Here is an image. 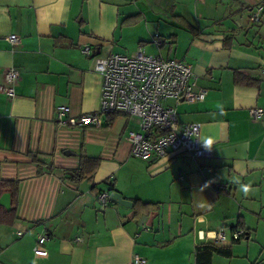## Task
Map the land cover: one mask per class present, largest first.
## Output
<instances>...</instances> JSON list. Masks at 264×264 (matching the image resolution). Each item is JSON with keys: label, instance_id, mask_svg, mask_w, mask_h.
<instances>
[{"label": "crops", "instance_id": "crops-1", "mask_svg": "<svg viewBox=\"0 0 264 264\" xmlns=\"http://www.w3.org/2000/svg\"><path fill=\"white\" fill-rule=\"evenodd\" d=\"M256 7L264 22V0H0V84L7 69L19 73L14 98L0 93V179L19 185L17 219L0 225V264H132L134 255L146 264H194L207 235L230 237L239 221L245 236L222 245L232 256L214 255L211 264H264V114L249 115L264 112V26L247 22ZM139 48L191 67L204 99L164 104L179 124L199 125L212 157L134 158L128 133L138 122L99 114L103 79L93 58ZM235 74L257 85L236 84ZM62 107L68 112L58 120ZM97 114L99 124L68 122ZM30 154L52 171L37 174ZM80 154L100 163L92 181L74 184L65 172ZM106 180L122 198L156 205L148 213L102 208ZM40 236L45 257L32 251Z\"/></svg>", "mask_w": 264, "mask_h": 264}, {"label": "built area", "instance_id": "built-area-1", "mask_svg": "<svg viewBox=\"0 0 264 264\" xmlns=\"http://www.w3.org/2000/svg\"><path fill=\"white\" fill-rule=\"evenodd\" d=\"M262 8L256 7L249 12L248 27L264 26ZM6 40L17 44L19 39L10 35ZM264 42V37H262ZM85 56H92L89 48H84ZM94 70L103 79L99 114L121 113L138 119V132H129L131 143L130 155L134 158L149 161L163 158L170 152H181L193 159L210 158L213 149L202 145L199 141L198 124H179L175 110L165 106V101L197 102L204 99V91L193 90V73L188 64L176 59H162L146 55L139 48L128 55L110 54L106 57L93 58ZM4 84H0V93L9 99L14 98V85L19 79V73L14 68L4 72ZM67 108L57 112L58 120L63 119ZM84 115L69 119L73 126L84 127L99 124L98 115ZM263 110L254 108L249 111L252 119L263 117ZM97 200L102 208L108 202V193L102 192ZM242 230L230 234V240L236 241L243 236ZM17 235L22 236V232ZM208 240L214 245L221 246L228 241L224 230L212 232ZM203 236L202 239H204ZM46 236L37 238L32 251L37 257H45L47 252L43 245ZM79 240V239H77ZM132 264H146V260L134 255Z\"/></svg>", "mask_w": 264, "mask_h": 264}, {"label": "trees", "instance_id": "trees-1", "mask_svg": "<svg viewBox=\"0 0 264 264\" xmlns=\"http://www.w3.org/2000/svg\"><path fill=\"white\" fill-rule=\"evenodd\" d=\"M234 82L236 84H243L246 86L257 85L256 81H253L249 78L243 77L240 74L234 75ZM114 115L107 116L109 119H113ZM30 158L32 163L36 164L37 174H41L42 172L50 173L52 171L51 165L45 164V160H40L39 155L30 154ZM100 160L98 158H91L86 156L85 154L79 155V162L77 168L73 170L66 171V179H68L71 183L79 184L81 182L87 181L90 182L93 179L94 173L96 172L99 166ZM101 186L106 189V191L102 192H112L115 191L114 185L112 182L106 180ZM18 182L12 180H3L0 179V197L7 193L10 196V210H6L5 208L0 206V225L12 226L16 221V208H17V199H18ZM92 190L97 189V185L93 184L91 187ZM100 194V193H99ZM98 194V195H99ZM134 208H142L146 213L155 206L156 204L143 203L140 200L133 201ZM243 231V236H245L246 229H244L241 221L238 222V225L232 229ZM239 240L232 241L238 242ZM214 255L222 256L225 258H230L232 256L231 247L226 246H217L212 242L208 241L206 243L199 244L194 249V264H211L212 257Z\"/></svg>", "mask_w": 264, "mask_h": 264}, {"label": "water", "instance_id": "water-1", "mask_svg": "<svg viewBox=\"0 0 264 264\" xmlns=\"http://www.w3.org/2000/svg\"><path fill=\"white\" fill-rule=\"evenodd\" d=\"M251 28V27H250ZM108 202L116 203L124 208L132 209L133 208V202L127 199L122 198L120 193L117 191H112L108 193ZM0 206L5 208L7 211L10 210V196L9 194L5 193L0 197ZM141 223L139 225H142V222L146 220V216L141 217Z\"/></svg>", "mask_w": 264, "mask_h": 264}, {"label": "rangeland", "instance_id": "rangeland-1", "mask_svg": "<svg viewBox=\"0 0 264 264\" xmlns=\"http://www.w3.org/2000/svg\"><path fill=\"white\" fill-rule=\"evenodd\" d=\"M263 29H264V27H263ZM130 118L133 120L134 123L138 122V119L136 117H130ZM226 234H227L228 240H230L229 233L227 232Z\"/></svg>", "mask_w": 264, "mask_h": 264}]
</instances>
